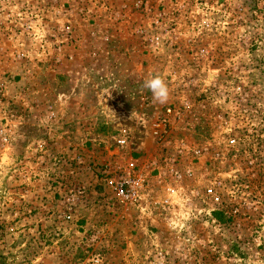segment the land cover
<instances>
[{
	"label": "rangeland",
	"instance_id": "obj_1",
	"mask_svg": "<svg viewBox=\"0 0 264 264\" xmlns=\"http://www.w3.org/2000/svg\"><path fill=\"white\" fill-rule=\"evenodd\" d=\"M0 264H264V0H0Z\"/></svg>",
	"mask_w": 264,
	"mask_h": 264
},
{
	"label": "clouds",
	"instance_id": "obj_2",
	"mask_svg": "<svg viewBox=\"0 0 264 264\" xmlns=\"http://www.w3.org/2000/svg\"><path fill=\"white\" fill-rule=\"evenodd\" d=\"M143 87L151 91L154 103L162 105L168 102L170 97L169 87L160 75L146 78Z\"/></svg>",
	"mask_w": 264,
	"mask_h": 264
},
{
	"label": "built area",
	"instance_id": "obj_3",
	"mask_svg": "<svg viewBox=\"0 0 264 264\" xmlns=\"http://www.w3.org/2000/svg\"><path fill=\"white\" fill-rule=\"evenodd\" d=\"M168 113H172V109L168 110ZM121 143H125V141H121ZM142 187V182L140 180H134L131 183V190H126L123 183L118 184L116 187L117 195L121 199L122 203L125 204L133 203L136 201V196H138V189Z\"/></svg>",
	"mask_w": 264,
	"mask_h": 264
}]
</instances>
